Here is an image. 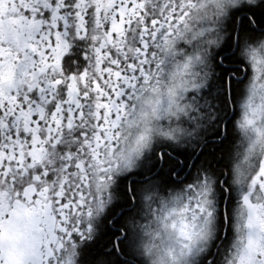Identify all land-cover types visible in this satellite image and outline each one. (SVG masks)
I'll list each match as a JSON object with an SVG mask.
<instances>
[{
	"label": "snow or ice",
	"instance_id": "6c2138e0",
	"mask_svg": "<svg viewBox=\"0 0 264 264\" xmlns=\"http://www.w3.org/2000/svg\"><path fill=\"white\" fill-rule=\"evenodd\" d=\"M0 264H264V0H0Z\"/></svg>",
	"mask_w": 264,
	"mask_h": 264
}]
</instances>
